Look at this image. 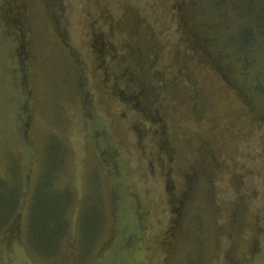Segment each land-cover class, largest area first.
Listing matches in <instances>:
<instances>
[{
	"label": "rangeland",
	"instance_id": "rangeland-1",
	"mask_svg": "<svg viewBox=\"0 0 264 264\" xmlns=\"http://www.w3.org/2000/svg\"><path fill=\"white\" fill-rule=\"evenodd\" d=\"M223 1L0 0V264H264V0Z\"/></svg>",
	"mask_w": 264,
	"mask_h": 264
},
{
	"label": "trees",
	"instance_id": "trees-1",
	"mask_svg": "<svg viewBox=\"0 0 264 264\" xmlns=\"http://www.w3.org/2000/svg\"><path fill=\"white\" fill-rule=\"evenodd\" d=\"M211 2V1H210ZM223 0L222 1H215L213 0L212 2V6H217V7H221V5H224L223 4ZM264 2V1H263ZM248 13L250 15H254V22L257 24V25H260L261 27L259 28V30H261V28L263 29L264 31V10L263 9H258L256 7L253 6L252 4V1L248 2ZM255 24V25H256ZM256 25V26H257ZM244 27V26H243ZM258 28V27H257ZM254 27H250V26H245V30L247 31H250L251 33L254 34ZM256 41H257V38L255 36H253V38L251 39V41L247 44L248 46H254V44H256ZM243 50V49H242ZM242 50L241 51H238L240 54L239 56L241 57L242 56Z\"/></svg>",
	"mask_w": 264,
	"mask_h": 264
}]
</instances>
